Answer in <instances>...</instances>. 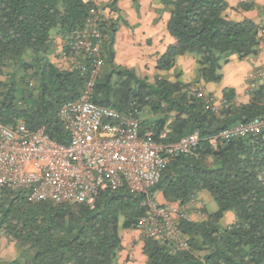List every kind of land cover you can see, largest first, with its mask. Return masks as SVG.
I'll return each mask as SVG.
<instances>
[{
  "label": "trees",
  "instance_id": "obj_1",
  "mask_svg": "<svg viewBox=\"0 0 264 264\" xmlns=\"http://www.w3.org/2000/svg\"><path fill=\"white\" fill-rule=\"evenodd\" d=\"M159 1L170 13L167 28L176 42L159 58L157 70L170 71L178 57L193 54L197 80L218 83L227 58L237 55L243 61L258 53L261 25L231 20L226 0ZM114 6L115 1L109 5ZM254 8L251 2L237 7ZM98 11L92 0H0L1 124L13 128L24 121L53 141L69 143L60 110L81 96L90 60H81L75 71L53 63V36L66 40ZM117 30L111 19L102 27L103 67L92 101L132 114L140 120L141 135L151 133L162 144L197 132V147L171 158L151 193L185 206L207 192L218 206L203 222H181L187 251L173 252L168 244L145 239L147 264H264V131L219 141L216 147L211 143L225 129L264 119V83L253 89L246 105L236 104L234 91L225 89L226 105L215 112L208 98H197L191 84L160 76L149 81L118 65ZM144 198L126 188L106 189L90 207L30 202L27 190L6 189L0 197V230L19 255L0 259V264H118L120 231L137 229ZM228 212L235 214V222L224 227Z\"/></svg>",
  "mask_w": 264,
  "mask_h": 264
},
{
  "label": "built area",
  "instance_id": "obj_2",
  "mask_svg": "<svg viewBox=\"0 0 264 264\" xmlns=\"http://www.w3.org/2000/svg\"><path fill=\"white\" fill-rule=\"evenodd\" d=\"M108 20L102 13L90 16L82 29L73 32L60 52L67 69H80L81 60H90L89 74L81 96L63 104L60 117L69 143L53 141L42 129L31 130L24 121L13 127L0 123V197L4 190H27L30 202L85 204L93 207L106 189L126 188L144 195L143 216L137 230L144 239L168 244L173 252L189 250L181 231V222L188 220V211L196 206L191 199L185 206L160 204L151 193L157 186L171 158L190 153L200 142L193 133L175 143L162 144L151 133H140V120L92 101L103 59L102 27ZM264 42V24L260 28ZM264 78V65L252 80ZM255 83L251 84L253 91ZM197 98L207 100L203 90L193 86ZM220 107L213 104L212 110ZM264 119H255L225 129L211 140L219 141L259 135Z\"/></svg>",
  "mask_w": 264,
  "mask_h": 264
},
{
  "label": "crops",
  "instance_id": "obj_3",
  "mask_svg": "<svg viewBox=\"0 0 264 264\" xmlns=\"http://www.w3.org/2000/svg\"><path fill=\"white\" fill-rule=\"evenodd\" d=\"M97 5L104 7L111 20L118 25L115 36L114 53L118 65L134 70L141 78L153 81L157 76L164 77L171 82L180 81L200 87L205 96L220 107L223 103L225 89L234 91V102L246 105L251 101V84L254 88L264 83V78L252 80L251 76L264 65V42L261 41L258 53L241 61L237 55L227 58L222 62L218 83L197 80V56L188 54L176 59L175 66L170 71L157 70L159 58L166 53L169 46L175 44V39L168 32L170 13L159 0H92ZM115 1L114 9L109 5ZM230 6L226 12L234 21L252 20L264 24V0H226ZM243 2H251L255 8L251 11L237 9ZM54 52L51 55L53 63L60 67H67V63L57 56L66 40L59 35H54ZM156 200L163 205L176 207L178 203L169 204L161 193L155 195ZM211 196L207 192L197 195L196 206L188 211L190 222H203L210 213L207 205L211 203ZM235 222V214L228 212L222 221L224 227ZM123 249L119 254L118 264H147L144 254L145 239L139 230H121Z\"/></svg>",
  "mask_w": 264,
  "mask_h": 264
},
{
  "label": "rangeland",
  "instance_id": "obj_4",
  "mask_svg": "<svg viewBox=\"0 0 264 264\" xmlns=\"http://www.w3.org/2000/svg\"><path fill=\"white\" fill-rule=\"evenodd\" d=\"M99 7L98 13H102L105 16H107L108 19H111L110 16L107 13H104V7ZM211 203L207 205V211L210 214H214L218 211V206L216 202L211 198ZM19 253L17 251L16 245L13 241L9 239V237L6 236L4 231L0 230V259L2 260H13L18 257Z\"/></svg>",
  "mask_w": 264,
  "mask_h": 264
}]
</instances>
